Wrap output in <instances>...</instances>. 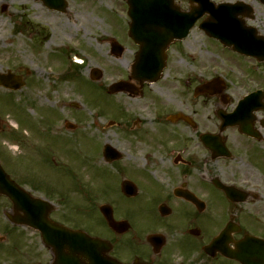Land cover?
I'll list each match as a JSON object with an SVG mask.
<instances>
[{
	"label": "flooded vegetation",
	"instance_id": "1",
	"mask_svg": "<svg viewBox=\"0 0 264 264\" xmlns=\"http://www.w3.org/2000/svg\"><path fill=\"white\" fill-rule=\"evenodd\" d=\"M26 1L27 9L38 7L36 16L52 20L37 21L43 35L53 34L62 15L73 17L77 1L117 3L115 13L129 29V0ZM229 1L240 4L232 9L239 12L236 42L226 47L207 36L201 20L170 47L160 80L117 94V116L108 124L116 127L117 151L102 152L118 175L116 197L110 190L76 217L63 207L60 192L22 185L33 196L25 204L38 208L36 198L46 197L59 203L49 214L53 222L102 239L95 254H61L55 247L63 242H45L50 228H30L26 212L0 194V264H107L113 258L118 264H264V195L253 174H264V0ZM174 2L187 11L189 0ZM68 42L59 45L70 47ZM125 74L130 77L129 69ZM142 100L151 122L135 113ZM105 204L116 229L101 212Z\"/></svg>",
	"mask_w": 264,
	"mask_h": 264
},
{
	"label": "rangeland",
	"instance_id": "2",
	"mask_svg": "<svg viewBox=\"0 0 264 264\" xmlns=\"http://www.w3.org/2000/svg\"><path fill=\"white\" fill-rule=\"evenodd\" d=\"M106 3L81 6L77 1L74 16L62 15L48 36L42 35L37 21L52 20L36 16L37 6L27 9L30 1L0 0V73L20 75L25 82L15 91L0 85V162L20 184L60 192L63 207L76 217L85 214L90 203H102L108 191L117 195L118 175L106 167L102 153L104 140L117 145L116 127L108 124L116 119L119 98L107 88L126 76L137 46L125 36L124 17L115 13L118 4ZM60 21L69 23L67 30ZM67 32L72 35L67 37ZM113 36L127 48L121 58L110 54ZM67 40L70 47L59 45ZM96 67L103 71L98 81L90 77ZM137 102L136 115L151 122L150 108L144 100L141 106ZM65 121L77 128L66 129ZM253 174L260 176L258 190L264 195V174Z\"/></svg>",
	"mask_w": 264,
	"mask_h": 264
},
{
	"label": "water",
	"instance_id": "3",
	"mask_svg": "<svg viewBox=\"0 0 264 264\" xmlns=\"http://www.w3.org/2000/svg\"><path fill=\"white\" fill-rule=\"evenodd\" d=\"M137 2L138 1H129L131 5L130 16L132 19L130 35L141 46L138 59L133 64L132 72L133 78L138 80L141 85L146 82L150 83L156 81L161 77V74L166 66V51L170 44L175 40L184 38L195 22L206 14L212 18L211 23L215 25V30L210 31L209 34L220 38L227 45L231 42L228 38L231 33L229 27L231 23L228 15L230 6L229 3H220L216 5L211 0H199L197 2L192 1L194 6H192L191 10H189L186 14H182V23H180L178 19L181 14H170L165 12L168 11V8L174 9L172 2H169V4H166L165 6H146L145 9L152 12L146 16L138 15L136 12ZM196 3H199V5L196 6ZM156 10H161V12L156 14L153 12ZM234 15L235 14L232 16L234 17ZM114 52L117 56H121L123 49L114 46ZM92 74L94 79H100L102 77V71L100 69H94ZM0 84H4L9 88L19 89L24 83L20 77L17 80H14L13 77L0 75ZM132 88L133 87L130 82L119 81L113 83L109 87V92L117 93L121 90L129 91ZM72 105L76 107L78 106L76 103H72ZM107 153L109 156H112L116 153V149L109 145L107 146ZM18 188V185L10 178L0 164V193L12 196V194L18 193ZM16 205L18 208L22 209L21 203L17 200ZM30 205L34 209L39 208L40 214L37 218L36 214H27V224L37 228L40 223H42L43 219L44 227H50L54 230H60L67 235H71L69 238L67 237L63 240V246L55 247V249L59 250L61 254H66L63 253L66 251V248L67 252L71 256L80 254V252H84L85 254L91 253L90 255L95 253V247L97 245L96 242L99 241L98 239L91 238L81 231L71 230L65 226L54 224L47 220L49 212L52 208L49 202L40 200L38 208L35 202H32ZM41 206H44V208H41ZM41 209H43V213H41ZM106 211V217L110 226L116 228L117 222L114 220L112 212L110 210ZM55 234H57V232H51V235ZM85 240L93 244L90 247L76 246V244H78L77 242ZM56 241L57 237L55 236H51L46 239V242L49 245H52L53 242ZM108 264L116 263L108 261Z\"/></svg>",
	"mask_w": 264,
	"mask_h": 264
}]
</instances>
